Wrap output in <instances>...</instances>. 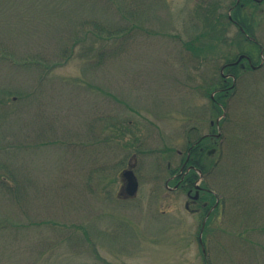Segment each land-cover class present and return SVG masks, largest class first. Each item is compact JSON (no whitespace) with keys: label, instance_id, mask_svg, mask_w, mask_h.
<instances>
[{"label":"rangeland","instance_id":"rangeland-1","mask_svg":"<svg viewBox=\"0 0 264 264\" xmlns=\"http://www.w3.org/2000/svg\"><path fill=\"white\" fill-rule=\"evenodd\" d=\"M231 3L0 0V264H264V3L262 51ZM240 54L259 67L215 92ZM216 120L204 253V213L164 184Z\"/></svg>","mask_w":264,"mask_h":264},{"label":"flooded vegetation","instance_id":"flooded-vegetation-1","mask_svg":"<svg viewBox=\"0 0 264 264\" xmlns=\"http://www.w3.org/2000/svg\"><path fill=\"white\" fill-rule=\"evenodd\" d=\"M263 3L264 0H232V3L227 5V12L225 14L227 21L232 26L237 28L238 33L241 37L247 38L249 42H251L249 39L254 35V29L256 28L255 26H250L246 23V16L248 14V10L250 8L260 10L259 7ZM252 43L254 48H257L258 50L262 51V47L259 44H257L255 41ZM245 56H247L249 61L247 58H243L234 66L225 68L223 67L224 69L221 74L223 84L221 87L216 89L215 92L226 94L227 91H229L234 85L235 75L230 72L224 74V70L227 71L234 67L237 68L239 66L244 68V65L242 64V62L244 61L247 62L249 68L256 67L255 65H253L252 58L248 55ZM228 80L231 81L230 85H228ZM210 98L213 102L214 110L218 111L219 106H221L218 99L212 95L210 96ZM210 123L211 126L216 127L217 133H209L202 135L193 142H190V140H188L187 151L181 161L180 166L176 170H169L170 174L165 180L164 184L165 188L170 192H177L180 190L185 193L186 201L184 204V208L187 212L191 213L194 216H196L199 212H201L202 215L204 213V217L201 220L200 231L198 236V242L201 248L203 247L202 236L206 222L209 216L217 209L219 205V197L217 196V194L211 189L207 188L202 183L204 171L206 170L203 165V162L206 161L209 153L214 149L211 148L210 150L208 145H205V143L209 142V145H212L214 140L216 141L220 138V132L218 130L220 121L216 120L215 123L212 121ZM178 154H180V152H178ZM122 192L125 194V196H128L125 191V188L121 189V193Z\"/></svg>","mask_w":264,"mask_h":264},{"label":"water","instance_id":"water-1","mask_svg":"<svg viewBox=\"0 0 264 264\" xmlns=\"http://www.w3.org/2000/svg\"><path fill=\"white\" fill-rule=\"evenodd\" d=\"M242 57H244V56H240L238 58L237 62H235V63H238L242 59ZM235 63L229 64V65H234ZM123 177L126 180L125 191H126L127 195L130 197L134 196L138 190V181H137V178H136L134 172L132 170H126L123 172Z\"/></svg>","mask_w":264,"mask_h":264},{"label":"trees","instance_id":"trees-1","mask_svg":"<svg viewBox=\"0 0 264 264\" xmlns=\"http://www.w3.org/2000/svg\"><path fill=\"white\" fill-rule=\"evenodd\" d=\"M252 38H253V36H252ZM250 44L253 46V43H252V42H250ZM235 68H236V67L232 68V70L235 69ZM230 72H231V71H230ZM231 73H233V72H231Z\"/></svg>","mask_w":264,"mask_h":264}]
</instances>
